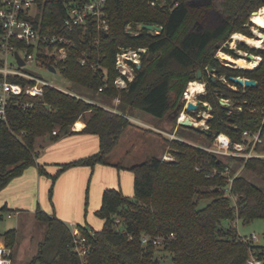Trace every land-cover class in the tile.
I'll return each mask as SVG.
<instances>
[{
  "label": "trees",
  "instance_id": "obj_1",
  "mask_svg": "<svg viewBox=\"0 0 264 264\" xmlns=\"http://www.w3.org/2000/svg\"><path fill=\"white\" fill-rule=\"evenodd\" d=\"M76 1L87 0H44L36 20L41 32H60L67 17L66 5ZM151 1L107 0L106 31L89 23L67 34L73 45L60 62L59 71L75 90L65 92L46 86L41 97L24 98L33 103L32 108L9 109L6 123L0 125V191L36 164L39 139L54 142L72 134L79 119L85 123L81 133L98 138L99 151L64 163L59 171L97 162L109 164L107 157L120 134L134 126L123 113L125 107L131 106L160 120L172 114L171 132L177 127L176 133L180 127L189 128L211 144L217 134L239 143L243 131L260 129L261 143L255 151L264 154L260 113L264 107V42L261 48L249 47L243 41L235 48L229 47L233 34L255 37L249 18L253 11L264 7V0H211L207 7L215 9V19L207 17L202 8L190 7L188 0H164L161 7L152 6ZM141 23L163 29L152 34L139 29ZM128 25L138 34L127 32ZM120 48H146L141 53L140 66L134 65V78L122 89L114 83L119 74L115 57ZM237 50L259 56L257 66L233 67L216 57L220 51L238 59L241 56ZM231 76L253 79L256 86L242 87L231 82ZM193 81L205 84V92L198 99L211 107L208 128L202 131L177 124L184 106L183 92ZM115 99L118 105L114 107L111 103ZM222 99L229 105L221 104ZM200 108L205 109L202 104ZM165 142L172 159L152 156L129 166L133 172V196L124 195L120 189H105L95 212L102 220L101 228H78L90 246L88 264H160L163 254H168L171 264H245L253 245L243 241L244 236L232 224L236 219L242 224L261 219L264 226V190L237 170L243 166L244 171L264 182V157L223 161L183 139L167 138ZM114 165L122 168L121 164ZM228 165L229 175L234 176L229 193L228 178L222 174ZM38 167L40 173L45 172ZM6 210L5 206L0 208V219ZM35 219L46 224V233L30 264H80L72 250L67 224L40 209H36ZM143 234L173 237L161 246L143 245ZM14 236V229L0 232L6 246H12Z\"/></svg>",
  "mask_w": 264,
  "mask_h": 264
},
{
  "label": "rangeland",
  "instance_id": "obj_2",
  "mask_svg": "<svg viewBox=\"0 0 264 264\" xmlns=\"http://www.w3.org/2000/svg\"><path fill=\"white\" fill-rule=\"evenodd\" d=\"M164 4V0H160L154 7H161ZM251 31L255 36L252 38H257L255 31L262 32L255 24L251 27ZM240 41L244 40L231 38L229 47L235 48ZM244 42L249 47L261 48L264 41L258 47L249 42ZM237 53L245 59L244 53L247 52L237 50ZM216 56L224 64L238 67L236 64L221 59L218 53ZM246 60L251 61L252 59L247 58ZM25 70L33 72L57 89L66 92L75 90L73 84L65 79L60 71L53 73L43 66H28ZM222 101L225 100L222 99ZM111 105L115 107L118 105V101H112ZM201 110L203 109L200 108V113L206 117L208 111L203 112ZM123 111L134 126L127 127L120 134L117 145L107 157L109 164L97 162L93 165L71 166L64 171H59L60 165L64 163L98 153L99 143L94 136L88 135L86 138L80 139V142H73L72 137H67L68 140L59 147L57 145L63 139L58 142H51L54 143L52 145L47 139H39L36 142V164L27 167L21 174L22 176L24 173L35 170V180L29 178L18 186H23L24 189L19 192H9L12 200H15L21 206L17 207L21 208V213L16 214L13 211H5L3 219L0 220L1 231L17 228V230L14 229L15 236L12 246H6L3 238L0 239V243L11 251L13 264H30L31 260L37 255L38 246L43 236H45L46 224L35 219L36 209L60 219L67 224L69 229L81 227L87 230H99L102 226V220L95 215V212L100 206L103 191L107 188L120 189L124 195L132 197L134 193L133 172L128 167L132 164L142 163L152 156L161 159L165 154L170 156L171 151L165 139H170L168 134L173 133L171 132L174 127L172 114H168L160 120L135 106L125 107ZM189 114L192 117L195 116L194 113ZM195 118L193 120H198L197 117ZM201 122V125H191L190 127L202 131L206 129V124L204 121ZM146 129H150L155 133L148 132ZM177 133L186 142L202 147H213V144L189 128L180 127ZM177 133H175L176 137L178 136ZM218 156L223 161H227L226 157L219 154ZM114 164H121L122 168H117ZM38 166H41L46 173H40ZM237 171V173L244 175L264 190V182L261 179L250 172L244 171L242 166ZM13 181L10 182L13 184ZM10 182L4 188L9 186ZM23 193L30 195L31 199H22L21 195ZM203 203L201 202V204ZM9 213H11V217L7 216ZM232 225L241 236L248 237L250 234H255L257 237L255 244L264 246V226L261 219H255L248 224H242L236 219ZM33 264L39 263L35 262ZM160 264H171L168 254L161 255Z\"/></svg>",
  "mask_w": 264,
  "mask_h": 264
},
{
  "label": "built area",
  "instance_id": "obj_3",
  "mask_svg": "<svg viewBox=\"0 0 264 264\" xmlns=\"http://www.w3.org/2000/svg\"><path fill=\"white\" fill-rule=\"evenodd\" d=\"M43 1L0 0V125L6 123L9 109L14 108L25 111L33 107V103L24 100V98L41 97L44 87H53L33 72L25 70L26 67L43 66L48 70V65H51L57 72L59 71L60 62L67 57L68 49L73 45V40L67 35L68 33L79 27L85 28L89 23L95 24L99 30L106 31L108 29L105 13L107 0H87L85 2H70L66 5L67 17L63 21L60 32L43 33L40 30L39 22H36L42 13ZM159 1L152 0L150 4L154 6ZM126 31L135 35L138 34L131 30L129 26L126 27ZM149 32L152 34L159 33L158 31ZM145 52L146 48L137 50L129 48L119 49L115 57V67L119 73L114 81L117 88H125L127 83L134 78V65L140 66L141 53ZM246 54L248 53H244L245 60L247 59ZM19 61H22V64ZM81 63H85V59H81ZM190 83L192 82L187 84L183 92L182 100L184 101V106L177 117V124H181L182 121L186 120L182 119L184 115L189 118L188 120L191 124L196 121H204L206 124L210 117L211 107L207 102H201L198 99V95L205 92V84L198 82L203 85V91L195 93L190 99L188 97V86ZM102 88L103 86L99 87L98 91H101ZM225 101L227 102L225 105H229V102ZM189 102L198 106L205 104V109L201 111H208L206 117L200 113L198 106L196 110L187 111L186 108ZM113 111L115 112V110ZM188 112L194 113L195 116L192 117ZM260 113L261 124L264 125V107L260 109ZM125 116L127 117V114ZM195 117L199 119L193 120L196 119ZM205 126L207 129L208 126ZM260 132V129L255 132L243 131V140L239 143L232 142L227 135L217 134L213 147H200L216 155H222L227 159L242 158L246 161L251 157H264L263 153L255 151L256 145L261 143ZM175 133L176 129L172 134H168L170 139L181 140L175 136ZM162 158L163 160H170L172 156L171 154L170 156L165 154ZM230 167L231 165L226 166L225 171L222 172L228 178V186L226 188L228 193L234 178V176L229 175ZM7 216L10 217L11 215L8 214ZM70 231L72 250L79 259L80 264H88L90 246L86 242V237L80 233L78 228L70 229ZM171 237H173V234L169 237L143 234L140 242L143 245L151 243L155 246H161ZM243 241L250 242L253 245L249 249V257L245 264H264V246L255 244L257 241L255 234H250L248 237L244 236ZM0 264H12L11 251L3 244L0 245Z\"/></svg>",
  "mask_w": 264,
  "mask_h": 264
},
{
  "label": "crops",
  "instance_id": "obj_4",
  "mask_svg": "<svg viewBox=\"0 0 264 264\" xmlns=\"http://www.w3.org/2000/svg\"><path fill=\"white\" fill-rule=\"evenodd\" d=\"M240 40V39H239ZM240 55V54H239ZM254 57H258V62H259V60H260V57L259 56H254ZM258 62H257V64H258ZM257 64L255 65V66H257ZM254 66V67H255ZM114 101V100H113ZM115 101H118L117 99H115ZM114 110V109H113ZM116 111V110H115ZM128 117V116H127ZM129 119V118H128ZM76 123H79L80 124V127H77V124ZM84 126H85V123H84V121L82 120V119H79V120H77L75 123H74V125H73V127H72V131H73V133L72 134H69V135H66V136H62L61 138H59L57 141H54V142H58L60 139H63L57 146L59 147L61 144H63L64 142H66L68 139H67V137H69V138H73L72 139V141L73 142H80V139H83V138H86L88 135H86V134H82L81 133V130L84 128ZM193 126V125H192ZM90 136H94V135H90ZM96 139H97V141H98V138L96 137V136H94ZM65 139V140H64ZM182 140V139H181ZM50 143H51V141H49ZM45 144V143H44ZM43 144V145H44ZM52 144H54V143H51V145ZM27 175V176H26ZM30 178V180H35V170H32V171H29L28 173H24L22 176L20 175V176H17V177H15V178H13L12 180H14L13 181V184L11 185H9V186H7L6 188H4L3 190H1L0 191V208H2V207H6V211H13V212H15L16 214H20L21 213V208H17V207H21V206H19V204L15 201V200H12V198L9 196V192L10 191H13V192H19L21 189H24V187L22 186V187H18V186H20V184H22V183H24L25 181H27V179H29ZM32 178V179H31ZM11 180V181H12ZM18 187V188H17ZM23 191V190H22ZM21 191V192H22ZM21 197H22V199H31V196L30 195H28V194H26V193H23L22 195H21ZM17 200V199H16ZM9 205H11V207H9ZM4 213V212H3ZM3 213L1 214L2 215V218L0 219V220H2L3 219ZM10 215H11V213H9ZM8 215V214H7ZM35 216V215H34ZM11 217V216H10ZM11 229H16L17 230V228H11ZM6 231V230H5ZM5 231H1L0 230V232L2 233V232H5ZM43 238H44V236H43ZM43 238H42V240H43ZM0 239H1V237H0ZM41 241V240H40ZM0 245H1V243H0ZM12 264H13V259H12Z\"/></svg>",
  "mask_w": 264,
  "mask_h": 264
},
{
  "label": "bare ground",
  "instance_id": "obj_5",
  "mask_svg": "<svg viewBox=\"0 0 264 264\" xmlns=\"http://www.w3.org/2000/svg\"><path fill=\"white\" fill-rule=\"evenodd\" d=\"M251 21L256 26L264 28V8L263 7L260 8L256 13L251 15ZM255 33L257 35L256 36L257 38H248V37H246V36H244V35H242L240 33L234 34L232 36V38L234 40H239V39L240 40H244L246 42H249V43L253 44V46H257L258 47L264 41V34L262 32H259V31H255ZM219 56L223 60H226V61H228L230 63L232 62V63L236 64L238 67L246 68V69L254 67L257 64V62H258V57H253L252 61L248 62L242 57H240L238 59H236V58L233 59L232 57H230L229 55H227L226 53H223V52H220ZM202 91H203V85H201L198 82H192L188 86V97H190V99H191L195 93H199V92H202ZM182 119L188 120L189 118H187V116L184 115ZM200 123H202V122L201 121L200 122L196 121V122H192V125L198 126V125H201ZM77 127H80V125L77 124Z\"/></svg>",
  "mask_w": 264,
  "mask_h": 264
},
{
  "label": "water",
  "instance_id": "obj_6",
  "mask_svg": "<svg viewBox=\"0 0 264 264\" xmlns=\"http://www.w3.org/2000/svg\"><path fill=\"white\" fill-rule=\"evenodd\" d=\"M257 11H253L251 14H254L256 13ZM259 28H262V27H259ZM139 29L141 30H147V31H158V32H161L163 27L162 26H159V25H156V24H149V23H141L139 24ZM264 29V28H262ZM264 34V33H263ZM244 42V41H243ZM152 55H149L148 57L151 58ZM246 57L248 59H252L254 57L253 54H246ZM21 64H22V61H19ZM232 63V62H231ZM234 64V63H232ZM236 67V66H235ZM208 71L209 72H212V68L209 66L208 68ZM48 70L55 73L56 70L54 69V67H52L51 65H48ZM197 77L200 78V71H198L197 73ZM213 80L215 79L214 77L212 78ZM229 80L237 85H240L242 87H254L256 86V81L253 80V79H249V78H246V77H241V76H231L229 77ZM221 103L223 105L227 104L226 101H221ZM197 104H193L191 102H189L187 104V111H192V110H196L197 109ZM203 107H205L206 105L205 104H202ZM182 125H185V126H191V122L188 121V120H185V121H182L181 122Z\"/></svg>",
  "mask_w": 264,
  "mask_h": 264
},
{
  "label": "flooded vegetation",
  "instance_id": "obj_7",
  "mask_svg": "<svg viewBox=\"0 0 264 264\" xmlns=\"http://www.w3.org/2000/svg\"><path fill=\"white\" fill-rule=\"evenodd\" d=\"M209 2H211V0H188V4H189L190 7H193V8H202L204 10V13L206 14L207 17H210V18L215 19V18H217V13H216L215 9L207 7V5H208ZM249 21L252 23L251 17L249 18ZM196 24H198V23L196 22ZM252 24H254V23H252ZM257 27H259V26H257ZM259 29H262V28H259ZM232 36H231V38H232ZM231 38H230V41H231ZM230 41H229V43H230Z\"/></svg>",
  "mask_w": 264,
  "mask_h": 264
}]
</instances>
